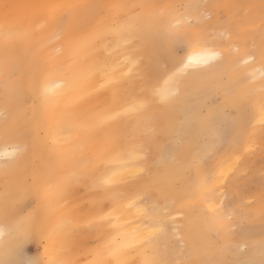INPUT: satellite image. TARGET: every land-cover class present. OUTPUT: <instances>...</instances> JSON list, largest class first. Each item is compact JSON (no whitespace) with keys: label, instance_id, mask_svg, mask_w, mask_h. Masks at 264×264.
Wrapping results in <instances>:
<instances>
[{"label":"bare ground","instance_id":"obj_1","mask_svg":"<svg viewBox=\"0 0 264 264\" xmlns=\"http://www.w3.org/2000/svg\"><path fill=\"white\" fill-rule=\"evenodd\" d=\"M177 1L0 0V174L11 183L0 189V264H21L30 234L45 241L40 264L71 261L60 199L98 172L112 264H264V204L231 231L239 201L222 192L256 174L246 154L263 139L250 131L264 121V38L249 48L216 17L200 21L225 0Z\"/></svg>","mask_w":264,"mask_h":264},{"label":"rangeland","instance_id":"obj_2","mask_svg":"<svg viewBox=\"0 0 264 264\" xmlns=\"http://www.w3.org/2000/svg\"><path fill=\"white\" fill-rule=\"evenodd\" d=\"M172 1L175 3L178 2L177 0ZM225 1L229 3L227 10L224 7L211 10L202 9V20L200 21L207 25V20L210 21L216 17V22L221 24V26L223 25L228 33L225 34V36H230V34L235 35L236 32H239L242 36L247 35L250 38L246 41L249 48L257 47L255 44H250V42H257L260 38H264V0ZM164 2L165 0H160V4H163ZM229 18L233 21V23L232 21L230 22V29L225 27ZM192 20V18L188 19L190 23ZM252 24L259 26V33L250 30ZM239 28L241 29L239 30ZM218 31V27H213L208 29L207 33L209 35H215ZM221 31L223 32L222 35H224V29ZM221 42L223 45L226 43L224 38L221 39ZM226 47L229 54L232 55L234 51L232 44H228ZM176 51L178 54H183V47L176 45ZM261 89H264V85ZM214 103H221L220 95L215 97ZM250 133L253 137H257V135L263 137L262 141H260V139L256 140V144L248 149L249 154H246V157L253 160V164H255V176L249 181L241 179V182H238V186L232 188V190L229 188L226 181H224L222 187V192L225 194V200L227 203L231 199L239 201L238 215H236L237 219L233 218L234 216H232V214L228 216L231 222L230 230L235 232L239 231L246 225V214L248 210L255 208L257 205L264 204V184H259L257 182L259 177L264 178V121H262L257 127H254ZM207 155L212 156L213 151H209ZM242 170L243 176L246 178L250 173H254L250 166H247ZM6 177V175L0 174V189L3 186L4 189L11 184L10 182L7 183V181H5ZM100 177L101 173L98 172V174H88L84 179L85 181H73L68 187L66 195L60 199V205L67 209V215H69L68 220L66 221V226L72 227L69 237L67 238V245L63 247L62 251L64 257L71 260L73 264H93L98 258L97 251L101 250L104 203L101 197L102 190L100 186L95 184V180ZM230 177H232L231 174ZM25 179L27 184H34V177L32 175L25 176ZM35 207V198L30 195L27 197L25 205L19 210V213L22 215H28L35 209ZM180 214L181 213L175 214V218L179 219L181 217ZM262 219L264 220V212L262 213ZM174 224H177L176 221ZM30 236V239L26 237L27 239L24 238L23 241H21L18 249L21 264L44 263L46 260L45 241L39 237L34 238L33 234H30ZM174 239L178 241L179 245H183V242L180 241L181 236H174ZM240 247L242 249L245 246L241 244Z\"/></svg>","mask_w":264,"mask_h":264},{"label":"snow or ice","instance_id":"obj_3","mask_svg":"<svg viewBox=\"0 0 264 264\" xmlns=\"http://www.w3.org/2000/svg\"><path fill=\"white\" fill-rule=\"evenodd\" d=\"M7 7V6H6ZM262 55H264V52H262ZM48 91H51L50 89ZM23 151V149L17 147V149L7 154L9 158L14 157L18 152ZM30 239V235L27 237ZM118 249H109L107 250V256L103 254V251L98 250L97 251V259L93 262V264H112V260L115 259L118 255ZM58 264H71V261H60Z\"/></svg>","mask_w":264,"mask_h":264},{"label":"clouds","instance_id":"obj_4","mask_svg":"<svg viewBox=\"0 0 264 264\" xmlns=\"http://www.w3.org/2000/svg\"><path fill=\"white\" fill-rule=\"evenodd\" d=\"M4 235V230L0 229V237H2Z\"/></svg>","mask_w":264,"mask_h":264}]
</instances>
